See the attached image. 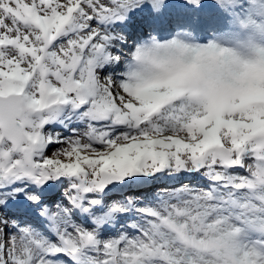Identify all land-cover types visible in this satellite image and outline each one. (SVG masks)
I'll list each match as a JSON object with an SVG mask.
<instances>
[{
  "label": "snow or ice",
  "instance_id": "1",
  "mask_svg": "<svg viewBox=\"0 0 264 264\" xmlns=\"http://www.w3.org/2000/svg\"><path fill=\"white\" fill-rule=\"evenodd\" d=\"M0 264H264V0H0Z\"/></svg>",
  "mask_w": 264,
  "mask_h": 264
},
{
  "label": "clouds",
  "instance_id": "2",
  "mask_svg": "<svg viewBox=\"0 0 264 264\" xmlns=\"http://www.w3.org/2000/svg\"><path fill=\"white\" fill-rule=\"evenodd\" d=\"M184 56L185 53L175 49L161 48L144 51L141 62L134 63L133 68L135 70L155 69L167 77L178 80L183 75V72L178 70V65Z\"/></svg>",
  "mask_w": 264,
  "mask_h": 264
}]
</instances>
